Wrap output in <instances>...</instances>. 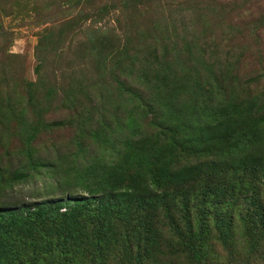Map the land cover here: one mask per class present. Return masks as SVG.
I'll use <instances>...</instances> for the list:
<instances>
[{"label":"trees","instance_id":"obj_1","mask_svg":"<svg viewBox=\"0 0 264 264\" xmlns=\"http://www.w3.org/2000/svg\"><path fill=\"white\" fill-rule=\"evenodd\" d=\"M239 1H194L183 25L124 42L97 28L75 46L88 66L45 82L43 51L79 21L48 17L38 81L0 65V264H249L264 243V36ZM40 174L54 183L6 200Z\"/></svg>","mask_w":264,"mask_h":264},{"label":"rangeland","instance_id":"obj_2","mask_svg":"<svg viewBox=\"0 0 264 264\" xmlns=\"http://www.w3.org/2000/svg\"><path fill=\"white\" fill-rule=\"evenodd\" d=\"M57 1L0 0L1 31L3 32L0 35V65L6 64L10 68H18L20 80L23 79L27 83L38 81L36 49L45 30L50 27V24L44 22L48 17H53L54 24L58 26L60 24L56 21V17L63 19L72 14L79 21L71 28L61 26L62 28L55 30L54 40L57 43L54 49L43 51L42 57L47 63L45 62L46 67L41 72V77L43 76L45 82H48L50 74L52 78L56 76V79L61 81V73L68 71L67 67L78 68L84 62L88 66L91 59L88 58V53L77 52L75 46L78 42H87V39L95 36L94 31L97 28L103 31L111 29L117 39L124 42L136 28L142 29L141 32L144 31V33L151 30L159 18L171 23V16H173L177 24L183 25L189 17L184 19L179 13L180 10L190 11L194 1L200 2V0ZM235 11L242 12L241 17L252 20L255 25H262L261 31L264 36V24L261 23V17L264 15V0H251L247 3L239 1L235 5ZM246 69L249 73L251 72L249 68ZM48 183H54V180L40 174L26 184L15 185L12 191L7 190L5 194L9 196L6 200L27 201L31 199L32 190L42 188ZM1 203L4 204V202ZM219 254L220 256H214L215 259L213 258L211 264L228 262L222 253L219 252ZM248 262L264 264V243L262 249L259 248L254 256L249 257Z\"/></svg>","mask_w":264,"mask_h":264}]
</instances>
